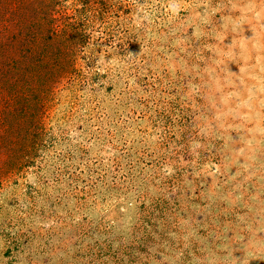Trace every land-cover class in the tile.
I'll use <instances>...</instances> for the list:
<instances>
[{
  "label": "rangeland",
  "instance_id": "rangeland-1",
  "mask_svg": "<svg viewBox=\"0 0 264 264\" xmlns=\"http://www.w3.org/2000/svg\"><path fill=\"white\" fill-rule=\"evenodd\" d=\"M0 264H264V0H0Z\"/></svg>",
  "mask_w": 264,
  "mask_h": 264
},
{
  "label": "trees",
  "instance_id": "trees-1",
  "mask_svg": "<svg viewBox=\"0 0 264 264\" xmlns=\"http://www.w3.org/2000/svg\"><path fill=\"white\" fill-rule=\"evenodd\" d=\"M43 30H44V27L42 25V29L40 31H36L35 33H33V36H31L33 39V41H32L33 46L30 47L31 51H35V44H36V42H38L42 38V33H43L42 31ZM31 51L28 50L27 52H31ZM44 58H46V56L43 57V59Z\"/></svg>",
  "mask_w": 264,
  "mask_h": 264
}]
</instances>
